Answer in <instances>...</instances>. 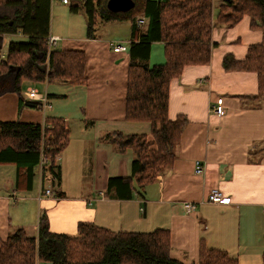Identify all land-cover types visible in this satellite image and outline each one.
<instances>
[{"label":"crops","instance_id":"0c3cea01","mask_svg":"<svg viewBox=\"0 0 264 264\" xmlns=\"http://www.w3.org/2000/svg\"><path fill=\"white\" fill-rule=\"evenodd\" d=\"M75 1L51 0V8L55 9V3L67 6ZM60 8L65 14L64 8ZM71 19L79 22L77 26L74 22L66 26V32L73 30L74 35H63L54 27L49 29V35L59 38L57 49L84 53L86 84L27 82L18 95L11 90L14 71L0 77V121L42 125L45 117L55 116L64 120L69 131L68 145L56 164L59 183L50 197L38 198L37 168L32 188L26 190L15 184L16 167L0 164V238L6 239L17 229L36 236L43 213L50 231L55 233L74 234L80 222L112 231L167 229L171 256L183 264H195L201 243L206 248L225 251L238 264H261L264 97H257L255 74L226 71L222 65L226 55L243 59L248 45L261 41V33L249 28L247 17L233 27L213 25L209 64L186 67L169 85V118L183 115L188 120L175 147L172 168L157 176L156 182L146 186L141 196L120 200L112 191L107 193V182L110 178L131 175L133 155L130 150L115 152L101 137L115 131L149 135L150 126L123 119L128 50L114 53L112 45L119 43L117 39H102L95 34L90 38L86 25L80 24L82 20ZM127 25L129 38L123 41L125 46L131 36ZM14 37L21 35L0 37L1 48L6 42L7 45L16 42ZM163 60L162 44L151 43L148 64H161ZM38 86H42L40 93L46 94L51 105L44 113L35 102L24 97L26 89ZM219 98L224 106L221 117L212 112ZM197 161L203 169L196 175ZM213 189L228 196L230 203L208 202ZM185 203L195 204V212L187 214ZM27 229L33 233L29 234Z\"/></svg>","mask_w":264,"mask_h":264},{"label":"trees","instance_id":"16d2710c","mask_svg":"<svg viewBox=\"0 0 264 264\" xmlns=\"http://www.w3.org/2000/svg\"><path fill=\"white\" fill-rule=\"evenodd\" d=\"M107 1L77 0L69 7L71 13L83 12L90 38L94 37L97 18L104 23L127 22L131 28L123 119L149 124L150 133L124 135L115 131L101 137L117 153L132 152L131 175L110 178L106 189L116 199L130 200L137 194L141 196L146 186L173 166L175 147L188 120L183 115L169 118V85L186 67L209 64L214 24L233 27L247 17L249 28L261 33V41L248 45L243 59L226 55L222 65L226 71L255 74L257 97H264V0H224L217 8L213 0H132L134 7L125 13L108 11ZM50 11L51 0H0V37L19 34L27 39L9 42L4 58L0 46V77L14 71L11 90L18 95L27 82L86 84L82 51H47ZM156 42L162 44L164 60L149 65L150 44ZM43 125L49 128L42 129ZM68 142L69 131L61 117L47 116L42 125L0 121V164L14 165L15 184L30 190L42 148L58 186L60 173L54 158ZM0 264L183 263L171 256L167 229L112 231L80 222L74 234L55 233L42 213L36 236L17 229L6 239L0 238ZM195 264L238 262L225 251L201 243Z\"/></svg>","mask_w":264,"mask_h":264},{"label":"built area","instance_id":"2783aa9c","mask_svg":"<svg viewBox=\"0 0 264 264\" xmlns=\"http://www.w3.org/2000/svg\"><path fill=\"white\" fill-rule=\"evenodd\" d=\"M63 3H67L68 0H62ZM139 25L142 24V20L138 22ZM59 38L55 36L48 35L45 44L47 47L48 53L55 47L58 43ZM112 51L114 53H123L127 51V45H120L119 43H114L112 45ZM4 57V56H2ZM24 97L26 100L33 101L36 103V106L44 113L47 110H50L51 105L48 101V98L45 93H40L36 88L29 87L24 92ZM212 112L217 117H221L224 113V106L222 98L217 99L216 104L212 107ZM49 128V126H42V129ZM59 160V155L54 158V164L56 165ZM50 163L48 161V155L43 152L42 148L40 149L39 161L37 164V172L39 177V193L38 198L50 197L53 191L57 188V180L53 175V172L50 169ZM203 165L200 162H195L194 173L200 174L202 172ZM208 202L213 204H229L230 198L223 194L218 189H213L208 195ZM184 210L187 214L195 212V204L185 203L183 205ZM143 211V208H141Z\"/></svg>","mask_w":264,"mask_h":264},{"label":"rangeland","instance_id":"374dc122","mask_svg":"<svg viewBox=\"0 0 264 264\" xmlns=\"http://www.w3.org/2000/svg\"><path fill=\"white\" fill-rule=\"evenodd\" d=\"M224 0H214L215 3V8L218 7L219 4H221ZM57 4L55 6V9L53 10L51 8V14H50V28H53L58 30L60 33L64 34H69V35H74L73 30H71L70 32H66L68 31L66 26H68L71 22H74V25L77 26L79 25V22L77 21H72L71 18H80V20H82V23H80L81 25H86V18L85 15L83 13H81V11L79 12L81 15H76L79 13H71L70 12V5L67 6H61V3H55ZM64 8L65 14L62 13V9L60 8ZM106 23L102 22L99 18H97V22L95 25V30H94V34L98 37H101L102 39H117L118 42L120 43V45H124L125 43L123 42L124 40H127L129 38V32L127 31L128 29V23L126 22H118L116 24H110V25H104ZM85 26V31L87 30ZM13 41L16 42H25L26 39L24 37H14ZM156 45V44H155ZM161 47V45H159ZM55 48H59V46H55ZM54 48V49H55ZM7 50V42L3 44L2 48H1V54H4ZM155 53V50H154ZM4 58V57H1ZM199 88H204V86L199 85ZM40 92H42V86H38V88ZM12 168V167H10ZM27 232L29 234H32L33 231L30 229H27Z\"/></svg>","mask_w":264,"mask_h":264},{"label":"water","instance_id":"95a60500","mask_svg":"<svg viewBox=\"0 0 264 264\" xmlns=\"http://www.w3.org/2000/svg\"><path fill=\"white\" fill-rule=\"evenodd\" d=\"M133 7L134 2L132 0H108L106 2L107 10L112 13H125L131 10Z\"/></svg>","mask_w":264,"mask_h":264}]
</instances>
